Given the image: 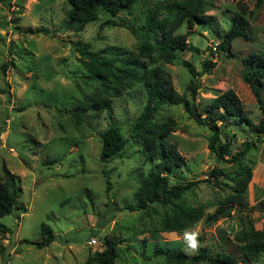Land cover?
<instances>
[{
  "label": "rangeland",
  "instance_id": "obj_1",
  "mask_svg": "<svg viewBox=\"0 0 264 264\" xmlns=\"http://www.w3.org/2000/svg\"><path fill=\"white\" fill-rule=\"evenodd\" d=\"M179 1L139 0L130 13L115 18L99 14L81 31H69L62 26L67 10L64 0H0V67L7 65L5 74L0 72V176L8 170L21 189L11 214L0 219L5 228L0 229V264H100L94 253L104 250V238L119 253L113 264H167L154 254L155 248L192 256L195 251L189 248L187 237L193 235L212 254L226 253L240 261L244 256L234 236L250 229L264 231V137L250 128L261 114L243 81L247 69L242 62L251 52L264 53V0L258 9L252 0H207V22H193L187 38L188 46L198 52H178L171 64L154 61L201 118L202 110L218 94L232 90L238 97L250 124L231 121L224 128L231 143L224 160L241 151L243 142H255L240 162L218 160L207 150L209 130L186 112L184 103L157 112L156 121L171 122L167 140L185 160L182 168L169 174V184H193L180 204L203 213L191 227L180 233L159 232L160 220L169 209L157 205L145 211L123 209L134 205V192L148 170L139 141L129 137L145 103L139 86L119 88L121 96L110 98L108 113L76 120L66 111L98 88L97 82L86 83L77 45H89L92 52L111 49L119 52L122 61L146 64L138 54L141 38L135 29L149 10H155L167 28L173 27L179 18L172 19L167 10ZM238 3L251 12L247 39L234 40L226 50H219L217 44ZM106 21L117 26L101 27ZM187 30L183 20L173 31L183 35ZM206 60L214 67L204 72ZM184 61L195 68L196 77L191 78ZM191 79L197 85L195 95L189 89ZM260 91L264 106V79ZM109 124L117 125L129 143L117 158L100 163V136ZM213 168L227 177L206 183ZM247 170L250 177L244 193L234 203H226L230 215L206 223V217L236 193L237 182L246 179ZM43 223L52 229L53 242L42 249L26 244L25 240L41 241ZM92 239L94 246L89 245ZM246 264H264V254Z\"/></svg>",
  "mask_w": 264,
  "mask_h": 264
},
{
  "label": "trees",
  "instance_id": "obj_2",
  "mask_svg": "<svg viewBox=\"0 0 264 264\" xmlns=\"http://www.w3.org/2000/svg\"><path fill=\"white\" fill-rule=\"evenodd\" d=\"M139 0H64L67 10L62 26L69 31H81L84 26L95 21L99 14L109 18H115L120 13H130L131 8ZM254 1V7L258 9L263 0ZM210 8L207 0H182L181 3H171L167 12L173 17L179 18L173 27L167 28L166 23L157 19V12L149 10L143 18V24L138 25L135 31H140L141 42L138 46V54L147 63L139 64L137 61L130 62L129 59L121 60L119 52L111 49L104 52H92L89 45H77L76 52L87 72L86 80L88 85L97 82L98 88L94 93L83 95L76 101L75 107L66 110L76 120L82 115L99 116L101 113H108L110 109V98L121 96L123 87H137L143 90L145 103L131 126L130 138L139 141L140 153L148 170L142 176L137 189L134 192V205L124 207V210L145 211L152 205L160 206L169 211L161 218L159 232H176L191 227L203 218L201 210L185 207L180 204L185 192L194 187L193 184L184 186L180 183L169 184V174L184 166V157L179 153L177 146L167 140L171 134V122L156 121V114L165 106L184 103L186 112L200 125L205 126L210 132L207 150L218 160L234 163L240 162L247 152L255 144L254 141L242 143L241 151L231 156L230 160H224L230 153V141L224 128L228 127L231 121H243L250 124L246 111L232 90L218 94L206 106L201 118L197 111L188 107V102L174 90L170 76L154 61L159 60L171 64L177 58V53L189 50L197 53L198 50L190 48L187 38L190 35L193 22L206 23L208 16L205 12ZM251 14L243 4L236 5V12L233 15L231 24L223 35L222 40L217 44L219 50H226L230 44L237 39H247L246 29L248 28L247 17ZM185 20L188 30L183 35L174 34V29L179 27ZM117 26L113 21L104 22L101 27ZM131 31L134 32L132 29ZM30 33H38L39 30H29ZM134 34V33H133ZM155 54V58L152 54ZM242 62L247 71L243 75V81L248 85L249 90L255 99L261 114L257 124H251V130L258 137H264V106L261 99L260 85L264 79V53L251 52L246 55ZM191 78L198 74L195 68L182 62ZM214 67L211 61H204L202 68L207 72ZM7 70L6 63L0 67L4 75ZM189 89L195 95L197 85L193 79L190 81ZM101 147L98 155L100 163H106L118 157L124 151L129 140L122 134L121 129L115 124H109L102 132ZM221 144L218 145L219 140ZM246 179L237 182L236 193L231 195L223 207L218 208L213 215L206 217V223H212L220 217L230 215L229 206L226 203H234L244 193L246 183L249 180V171L244 172ZM227 175L219 169L213 168L207 176L206 183L216 181L217 178ZM212 179V181H210ZM18 179L8 170H4L0 176V219L8 216L13 211L17 198L20 194ZM0 229H5L0 224ZM40 242L25 240L37 249L49 246L54 235L52 229L42 224L40 226ZM234 239L239 243V253L244 256L238 261L235 256L226 253L212 254L208 249L198 245L195 254L186 256L181 251H172L163 246L155 248L154 254L162 256L167 264H246L256 261L264 254V231L246 230L237 234ZM104 250L94 253L95 259L100 264H113L119 256L115 245L107 238L102 239Z\"/></svg>",
  "mask_w": 264,
  "mask_h": 264
},
{
  "label": "clouds",
  "instance_id": "obj_3",
  "mask_svg": "<svg viewBox=\"0 0 264 264\" xmlns=\"http://www.w3.org/2000/svg\"><path fill=\"white\" fill-rule=\"evenodd\" d=\"M187 243L190 249L194 251L198 249V241L194 235L187 237Z\"/></svg>",
  "mask_w": 264,
  "mask_h": 264
},
{
  "label": "built area",
  "instance_id": "obj_4",
  "mask_svg": "<svg viewBox=\"0 0 264 264\" xmlns=\"http://www.w3.org/2000/svg\"><path fill=\"white\" fill-rule=\"evenodd\" d=\"M89 245H91V246L96 245V241H95L94 239H92V240L89 242Z\"/></svg>",
  "mask_w": 264,
  "mask_h": 264
}]
</instances>
